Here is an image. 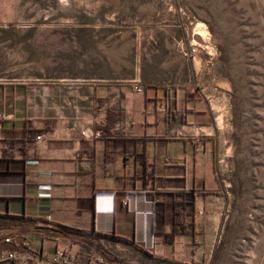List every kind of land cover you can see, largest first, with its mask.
Returning a JSON list of instances; mask_svg holds the SVG:
<instances>
[{"label": "crops", "instance_id": "1", "mask_svg": "<svg viewBox=\"0 0 264 264\" xmlns=\"http://www.w3.org/2000/svg\"><path fill=\"white\" fill-rule=\"evenodd\" d=\"M13 1L0 0V22L16 16ZM210 123L192 83L40 69L0 78V250L25 257L69 248L70 264H199L219 213ZM166 189L193 193L191 210L174 207L171 240V222L154 230Z\"/></svg>", "mask_w": 264, "mask_h": 264}, {"label": "rangeland", "instance_id": "2", "mask_svg": "<svg viewBox=\"0 0 264 264\" xmlns=\"http://www.w3.org/2000/svg\"><path fill=\"white\" fill-rule=\"evenodd\" d=\"M0 78L192 83L220 195L199 264H264V0H16Z\"/></svg>", "mask_w": 264, "mask_h": 264}, {"label": "built area", "instance_id": "3", "mask_svg": "<svg viewBox=\"0 0 264 264\" xmlns=\"http://www.w3.org/2000/svg\"><path fill=\"white\" fill-rule=\"evenodd\" d=\"M135 90L137 92H142L143 87L140 84L135 85ZM161 110H166V106L163 105ZM84 134V132H82ZM95 136H100V132L95 133ZM50 219V216H47ZM6 241H10V238H6ZM76 260V255L69 248L60 249L55 248L53 253L48 256L39 255H29L25 257H20V254L12 249H2L0 250V264H53V263H63L70 264L74 263Z\"/></svg>", "mask_w": 264, "mask_h": 264}, {"label": "trees", "instance_id": "4", "mask_svg": "<svg viewBox=\"0 0 264 264\" xmlns=\"http://www.w3.org/2000/svg\"><path fill=\"white\" fill-rule=\"evenodd\" d=\"M159 192H163L165 194H169L171 196L170 200L168 203L166 202H158V204H161V209H162V213H161V219H159L157 222L155 220V225H154V230L155 232H163L162 229V224L163 222H171L173 224L171 231L168 233H164L165 238L167 240H171L173 238V236L179 232L176 224V215L179 213L174 207L177 203H182L183 207L188 209V207H193V199L190 197V194H193L192 192L189 191H183V190H174V189H166V190H160ZM180 197V200L177 201ZM168 210V213L167 211ZM191 210V209H188ZM156 217V216H155ZM182 231H184V225L181 224V228Z\"/></svg>", "mask_w": 264, "mask_h": 264}]
</instances>
